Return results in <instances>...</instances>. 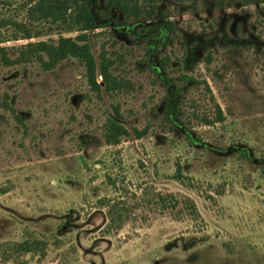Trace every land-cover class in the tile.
I'll return each instance as SVG.
<instances>
[{
  "label": "rangeland",
  "instance_id": "rangeland-1",
  "mask_svg": "<svg viewBox=\"0 0 264 264\" xmlns=\"http://www.w3.org/2000/svg\"><path fill=\"white\" fill-rule=\"evenodd\" d=\"M105 1L91 0L109 22L88 31L91 51L105 46L128 90L99 98L74 58L0 59V264H264V3L154 0L152 19L125 21ZM25 2L0 0V18L25 19ZM9 36L14 57L28 40ZM111 103L129 131L115 145ZM216 105L224 120L201 123Z\"/></svg>",
  "mask_w": 264,
  "mask_h": 264
},
{
  "label": "trees",
  "instance_id": "trees-1",
  "mask_svg": "<svg viewBox=\"0 0 264 264\" xmlns=\"http://www.w3.org/2000/svg\"><path fill=\"white\" fill-rule=\"evenodd\" d=\"M240 1L243 4L264 3V0H228ZM147 2L154 0H106L105 7L108 10L116 8L125 21L138 20L141 17L152 19L156 12L154 5L148 7ZM91 0H26L25 19L1 17L0 29L10 30V38L13 40L24 39L26 43L16 47V55L8 56L7 49L0 47V59L4 65L37 62L43 71L54 69L64 60L74 58L84 68V76L89 88L101 98V91L113 98L115 94L129 89V80L118 77L112 73L114 60L108 55L104 45L100 46L98 56L91 51L88 31L95 27L108 26L106 16H97L91 10ZM39 24L54 25L58 27V37L55 43L46 40L30 41L39 36ZM38 25V26H37ZM167 27L172 28L171 23ZM74 31L75 36H65L64 33ZM8 40V39H6ZM4 41V40H1ZM210 59L209 55L206 57ZM168 58H161V67L167 66ZM99 77V78H98ZM4 103V104H3ZM7 102H2L6 106ZM114 116L108 115L103 124V139L108 145L117 144L123 136L129 135L128 129L119 121L121 118L118 104L111 103ZM215 116L208 119L201 116V123L210 125L222 122L224 116L219 106H215ZM173 112V110L171 109ZM147 132V128H133L136 138H141ZM160 201L167 202L174 209L181 202L173 194L158 195ZM184 199L186 209L196 213L195 206ZM196 215V214H195ZM199 217V216H197ZM36 240L24 241L21 248L30 251L37 245Z\"/></svg>",
  "mask_w": 264,
  "mask_h": 264
}]
</instances>
